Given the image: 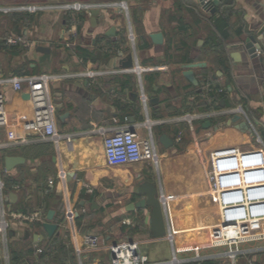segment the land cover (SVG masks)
<instances>
[{
    "label": "crops",
    "instance_id": "1",
    "mask_svg": "<svg viewBox=\"0 0 264 264\" xmlns=\"http://www.w3.org/2000/svg\"><path fill=\"white\" fill-rule=\"evenodd\" d=\"M121 2L127 3L128 12L111 5ZM44 3L96 4L99 23L92 26V10L0 15L4 77L102 72L109 70L119 52H134L136 67L149 70L52 82L57 130L71 136V141L62 139L59 144L26 131L25 123L32 116L31 102L22 95L28 93L26 87L23 91L0 87L10 117L9 125L0 127L5 208L8 214H43V221L36 223L8 216V243L0 241V264H111L109 246L125 240L138 242L153 263L176 259L191 264L187 261L199 253L203 260L198 264H264V244L244 245L245 253L235 260L220 258L224 250L211 247L208 230L219 216L209 193V158L202 157L200 148L203 137L226 145L230 142H224L226 135L236 142L253 131L264 135V50L253 71L250 61L244 60L249 56L236 49L263 25L264 0H220L215 12L198 0ZM44 3L15 0L6 5L0 0V6ZM78 17H83L80 27ZM219 18L224 20L221 31L215 25ZM112 28L114 35L107 36ZM156 34H162V44L153 41ZM8 35L22 37L30 46H7L2 39ZM83 51L89 54L88 60L83 59ZM194 63L205 64L193 70L199 87L183 75V66ZM238 108L244 113H238ZM187 115L206 117L190 124L182 120ZM237 115L248 122L250 131L236 128L233 118ZM207 121L212 127L203 129ZM149 126L159 156L157 165L151 161L108 164L106 135L134 127L144 139ZM163 135L174 141L176 149L160 142ZM6 158L19 162L9 171ZM146 182L157 184L159 194L171 199L165 238L153 237L149 208L128 210L142 198L137 192ZM50 211L55 212L52 223L59 225L60 234L52 238L42 227ZM169 233L174 235L173 243ZM85 235L101 238V250L78 252Z\"/></svg>",
    "mask_w": 264,
    "mask_h": 264
},
{
    "label": "built area",
    "instance_id": "2",
    "mask_svg": "<svg viewBox=\"0 0 264 264\" xmlns=\"http://www.w3.org/2000/svg\"><path fill=\"white\" fill-rule=\"evenodd\" d=\"M119 5L121 10L128 12L125 2ZM96 4L62 3V4H23L18 6H0V15L15 13L38 14L49 11L75 12L98 9ZM3 42L9 47L20 46L28 48L30 43L22 37L8 35ZM139 70V71H138ZM147 68L135 67L131 71L118 69L102 72L65 73L59 75L41 74L25 77H4L0 72V87L12 86L15 91H23L24 87L31 96L32 116L27 119L25 129L35 133L44 140L59 144L62 139L71 141V136L62 135L56 126V105L54 104L50 85L52 82L63 79H72L82 76L95 77L104 74H119L120 72H141ZM208 90L210 88L208 87ZM244 113L242 108L236 109ZM206 115H187L182 118L190 124L194 119H205ZM10 117L7 110L6 96L0 92V127L9 125ZM104 133V131H102ZM180 138H178V142ZM259 146L242 150L240 147L229 146L215 150L209 157L207 181L209 193L215 206L219 221L210 228L209 242L214 249H223L220 258L235 260L243 255L244 245L264 244V141L258 137ZM3 145L0 144V151ZM106 160L110 166H124L139 164L147 161L158 164L159 156L154 137L149 126V135L142 139L138 129L134 127L121 128L104 138ZM64 179V174H61ZM5 183L0 163V241L7 246L10 223L8 216L27 223L43 221V214H8L5 208ZM160 203L165 216H169L170 198L165 194L159 195ZM171 243L174 235L169 233ZM140 244L125 240L109 246L111 264H163L153 263L149 256L140 250ZM103 247L101 238L95 235H85L81 248L87 251H99ZM203 257L197 253L187 261L198 264ZM178 263H182L176 260Z\"/></svg>",
    "mask_w": 264,
    "mask_h": 264
},
{
    "label": "water",
    "instance_id": "3",
    "mask_svg": "<svg viewBox=\"0 0 264 264\" xmlns=\"http://www.w3.org/2000/svg\"><path fill=\"white\" fill-rule=\"evenodd\" d=\"M198 2L201 4L202 7L208 8V7H214L212 12L216 11V7L220 5V0H198ZM99 9H94L91 11L92 19L91 24L93 27L97 26L99 23V15H100ZM115 33V28H112L108 33L107 36H113ZM152 39L157 44L163 43V36L162 34H156L152 36ZM240 48V50H243L246 55L249 56V59L247 56H244L245 63H251V65L254 67L253 71L258 67V63H261V60L259 58V53H262L264 50V22L261 28L257 31H255L254 34H251L247 36L245 41L239 46H236V49ZM137 66V60L135 57L134 52H129L127 54H124L123 52H119L116 58L112 59V63L109 66V70L114 69H120L125 71H131ZM185 69V72L183 73L184 77L195 87H199V82L196 79L194 75V69L196 68H202L205 67V64L203 63H194V64H188L183 66ZM203 92L202 89H199V93L201 94ZM23 98L25 100H30L31 96L29 93H23ZM233 123H237L236 128L241 131H250V127L248 122L243 121L240 116H235L233 118ZM212 123L210 121H207L205 124H203L202 128L207 129L211 128ZM221 127V126H220ZM220 127H215L216 131H219ZM202 128H198V132L201 131ZM160 142L167 148H175V143L173 140L169 139L167 136L163 135L160 139ZM176 149V148H175ZM19 162L18 158H6V167L7 170H11L16 163ZM137 194L141 196L142 198L138 200L137 202L130 205L129 211H135V210H146L149 208L151 210L150 217H151V233L154 238L161 239L165 238L168 234V226L166 223V216L163 210V207L159 200V189L157 184L154 183H148L146 182L141 186V188L138 190ZM54 211H50L47 215V222H44L42 227L44 231L46 232L47 236L49 238H52L54 235L59 236L60 234L57 232L59 225L52 223L54 220ZM1 245V242H0ZM163 264H177L176 259L163 263Z\"/></svg>",
    "mask_w": 264,
    "mask_h": 264
},
{
    "label": "rangeland",
    "instance_id": "4",
    "mask_svg": "<svg viewBox=\"0 0 264 264\" xmlns=\"http://www.w3.org/2000/svg\"><path fill=\"white\" fill-rule=\"evenodd\" d=\"M14 1L15 0H12V2H7V0H3V3L7 5V4H12ZM16 1H19V0H16ZM20 1H23V2L31 1V2H37V3H44L47 0H20ZM257 133L253 131L250 135L241 138L242 140H240V142L233 141L230 137L226 135L227 137L226 136L223 137L225 138L224 142L230 141L226 145L222 143L221 145L215 144L213 141L209 142V140H205L206 137H203L201 138V141H200L201 155L203 158H205V160H207L210 157L212 152H214L217 149L223 148V147L236 146V147H240L242 150L256 148L259 146L258 137L260 136L264 140L263 133L260 130H258ZM198 232H201V231H198ZM209 234H210V230H208V238H209ZM206 240H207V237H206ZM169 255L172 256L171 248L169 250Z\"/></svg>",
    "mask_w": 264,
    "mask_h": 264
},
{
    "label": "trees",
    "instance_id": "5",
    "mask_svg": "<svg viewBox=\"0 0 264 264\" xmlns=\"http://www.w3.org/2000/svg\"><path fill=\"white\" fill-rule=\"evenodd\" d=\"M80 21H83V17H78L77 18V26L80 27ZM224 22L223 18H219L216 20L215 22V25L217 27V29L219 31H221V26H222V23ZM4 43V42H3ZM15 48H18L17 46H15ZM83 54V59L84 60H88L89 59V54L86 52V51H83L82 52ZM209 95L212 96V92H209ZM197 98L200 100V98H202V96L200 95H197ZM200 102H196V105H198ZM57 240V239H56ZM43 254H46L45 251H43ZM204 264H213L212 262L210 261H206Z\"/></svg>",
    "mask_w": 264,
    "mask_h": 264
}]
</instances>
